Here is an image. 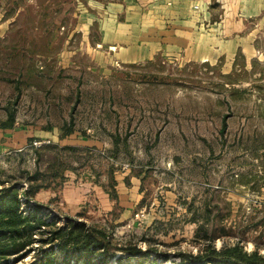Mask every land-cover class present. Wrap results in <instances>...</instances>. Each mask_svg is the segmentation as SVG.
Returning <instances> with one entry per match:
<instances>
[{
    "label": "rangeland",
    "instance_id": "obj_1",
    "mask_svg": "<svg viewBox=\"0 0 264 264\" xmlns=\"http://www.w3.org/2000/svg\"><path fill=\"white\" fill-rule=\"evenodd\" d=\"M68 1L0 0V128L17 137L0 181L40 170L50 186L32 204L140 249L107 264H179L204 247L194 218H222L215 248L239 239L264 254V23L246 21L233 56L111 66L77 49Z\"/></svg>",
    "mask_w": 264,
    "mask_h": 264
},
{
    "label": "crops",
    "instance_id": "obj_2",
    "mask_svg": "<svg viewBox=\"0 0 264 264\" xmlns=\"http://www.w3.org/2000/svg\"><path fill=\"white\" fill-rule=\"evenodd\" d=\"M65 11L81 36L77 49L111 66L157 55L233 56L245 44L246 21L264 23V0H69ZM11 131L0 128V149L16 144Z\"/></svg>",
    "mask_w": 264,
    "mask_h": 264
},
{
    "label": "trees",
    "instance_id": "obj_3",
    "mask_svg": "<svg viewBox=\"0 0 264 264\" xmlns=\"http://www.w3.org/2000/svg\"><path fill=\"white\" fill-rule=\"evenodd\" d=\"M225 127L223 119L222 129ZM2 128L8 126L3 125ZM50 168V178L57 177L58 167L56 170ZM44 174L40 170L27 174L26 186L9 180L0 181V264H11L10 259L18 262L33 250L38 262L31 264H107L115 251L131 255L140 253L136 246L114 244L102 227L88 225L69 216H64V222L58 224V218L48 216L42 204L36 201L32 204L34 195L50 186ZM219 221L213 223V229H208L194 218L198 230L203 231L200 239L205 241L204 247L195 255L180 253L179 264H264V254L258 248L247 252L239 239L215 248L214 239L221 237L224 229ZM56 253L60 256L56 257ZM121 258L117 256L115 259L119 263Z\"/></svg>",
    "mask_w": 264,
    "mask_h": 264
}]
</instances>
